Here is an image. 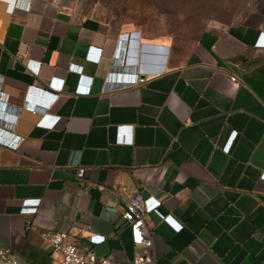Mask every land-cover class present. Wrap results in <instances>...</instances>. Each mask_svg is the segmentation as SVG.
I'll list each match as a JSON object with an SVG mask.
<instances>
[{
	"label": "crops",
	"instance_id": "0c3cea01",
	"mask_svg": "<svg viewBox=\"0 0 264 264\" xmlns=\"http://www.w3.org/2000/svg\"><path fill=\"white\" fill-rule=\"evenodd\" d=\"M261 32L264 0L187 49L79 0H0V126L13 132L0 150V245L19 264H58L47 233L63 228L132 264L148 248L121 212L138 194L181 223L146 214L156 264H264Z\"/></svg>",
	"mask_w": 264,
	"mask_h": 264
},
{
	"label": "rangeland",
	"instance_id": "374dc122",
	"mask_svg": "<svg viewBox=\"0 0 264 264\" xmlns=\"http://www.w3.org/2000/svg\"><path fill=\"white\" fill-rule=\"evenodd\" d=\"M81 10L107 15L187 49L205 31L239 21L258 0H79Z\"/></svg>",
	"mask_w": 264,
	"mask_h": 264
},
{
	"label": "built area",
	"instance_id": "2783aa9c",
	"mask_svg": "<svg viewBox=\"0 0 264 264\" xmlns=\"http://www.w3.org/2000/svg\"><path fill=\"white\" fill-rule=\"evenodd\" d=\"M256 45H264V33L261 32L255 42ZM89 51H96L95 55L87 54V58L99 61L101 48L100 47H89ZM55 79V78H53ZM232 80H236V75L231 76ZM4 80V75L0 69V108L4 109L8 97L3 93L2 83ZM59 87H62L63 80L58 79ZM143 80L141 75H138L136 82ZM82 93H87L89 91V85L84 87H78ZM33 112H36L37 109L35 106L30 107ZM41 117L37 123H44ZM59 119V116L55 117L52 121L47 122L46 124L50 127L54 126ZM235 134V131L233 135ZM13 132L9 129H6L0 126V150L2 147L6 146L11 140ZM160 199L148 196L141 197L138 194H134L131 198L128 199L124 209L121 212V219L123 222L127 223L131 232V239L134 244L146 245L148 250L145 252H135L132 258V264H156L155 255L151 251L152 247V236L149 231V228L146 223V214L149 212H155L157 215L163 219L171 222L176 228H180L181 223L176 221L170 214L164 215L158 210V205ZM48 240L51 244L53 251L59 253L60 258L58 264H114L111 258L107 255H99L91 248H80L74 243L65 241L67 236V231L63 228H56L48 233ZM0 264H19V258L16 251H14L10 246L0 245Z\"/></svg>",
	"mask_w": 264,
	"mask_h": 264
}]
</instances>
